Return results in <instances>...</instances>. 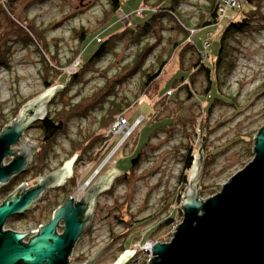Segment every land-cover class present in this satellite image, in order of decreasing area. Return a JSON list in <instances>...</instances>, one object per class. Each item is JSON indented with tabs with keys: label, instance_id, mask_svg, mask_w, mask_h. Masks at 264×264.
Returning <instances> with one entry per match:
<instances>
[{
	"label": "rangeland",
	"instance_id": "obj_1",
	"mask_svg": "<svg viewBox=\"0 0 264 264\" xmlns=\"http://www.w3.org/2000/svg\"><path fill=\"white\" fill-rule=\"evenodd\" d=\"M110 1L16 0L12 10L7 0L3 2V13L0 11L1 49L7 60L6 64L4 59L2 63L0 55V135L24 105L47 91L46 82L54 81L52 89L65 86L70 77L66 87L48 104L47 116L64 115L65 110L78 103L84 104L91 98L101 100L105 94L103 105L99 103L90 108L86 117L68 121L66 134L56 138L43 172L48 176L59 171L77 155L72 176L76 200L101 176L115 169L121 172L110 190L98 197L91 226L77 242L70 264H87L108 244L92 264H115L138 242L172 241L175 226L183 221L181 202L189 186L191 170L184 169L186 156L190 153L194 163V156L202 146V143L198 146L202 120L205 159L199 197L203 200L219 193L223 185L253 160L254 138L264 127V21L260 15L254 16L249 31L227 40L228 62L219 76L211 72L215 83L210 89L206 72L193 70L200 58L199 52L204 63L214 67L210 64L217 58L222 33L231 22L241 19L242 10L248 11L247 0H235L238 6L228 10L225 19L211 29L201 26L211 19L212 9L219 0H126L115 25L94 37L104 42L114 35H122L115 36L108 54L101 60L80 67L75 60L79 56L80 34L83 30L92 32L100 28L110 15ZM172 6L181 22L166 14L157 17L154 28L141 38L128 30L143 23L149 9L158 10L162 15L159 9ZM145 9V15L138 14ZM260 14L264 15V1H261ZM28 24L46 38L49 59L59 60V66L54 63L48 66L44 61L50 60L41 56L40 46L19 34L20 28L30 31ZM188 38L195 47L186 46ZM206 39L211 41L206 50L209 60L204 56ZM95 43L84 51L83 62L97 50ZM148 45L154 46L153 51L144 60L143 68L133 74L138 64L136 56ZM160 68V76L146 89V75ZM75 75L79 76L77 82H74ZM116 105L123 107L117 117L128 118L130 124L141 120V124L111 157L121 137L109 142L106 137L98 136L105 132L101 130V119ZM42 136L37 125L27 131L32 142L40 143ZM73 141L79 144L78 151H73ZM80 154L83 161L79 162ZM138 155L141 156L139 165L129 173L128 179L123 178L132 159ZM11 160L6 159L5 164ZM36 161L31 163L21 182L34 185L36 178L43 176L34 173ZM91 178L92 182L87 185ZM56 194L55 191L48 193L26 221L10 219L6 229L31 232L39 223H47L52 210L67 196L55 199ZM6 195L0 196V205ZM170 219L173 220L166 223ZM145 262V255L138 251L128 264Z\"/></svg>",
	"mask_w": 264,
	"mask_h": 264
},
{
	"label": "water",
	"instance_id": "obj_2",
	"mask_svg": "<svg viewBox=\"0 0 264 264\" xmlns=\"http://www.w3.org/2000/svg\"><path fill=\"white\" fill-rule=\"evenodd\" d=\"M66 85L48 89L24 105L18 117L4 127L0 135V188L26 172L34 161L39 143L30 141L27 131L47 117L48 104ZM202 128L203 120L198 143L202 146L194 156L189 186L181 202L183 221L170 243H157L152 248L148 264H264V127L254 138L253 160L207 200L199 197L205 159ZM76 157L61 170L38 178L35 187L25 190L23 185L0 205V264H70L77 242L91 226L98 197L110 190L121 175L119 170L101 176L80 200L69 197L28 242H24L27 234L4 228L9 218L25 214L47 191L63 186L73 176ZM11 158L4 165V160ZM103 249L87 264H92ZM135 253L125 252L115 264H128Z\"/></svg>",
	"mask_w": 264,
	"mask_h": 264
},
{
	"label": "trees",
	"instance_id": "obj_3",
	"mask_svg": "<svg viewBox=\"0 0 264 264\" xmlns=\"http://www.w3.org/2000/svg\"><path fill=\"white\" fill-rule=\"evenodd\" d=\"M125 1L126 0H111L110 1V4H111L110 15L107 16V19L101 24L100 28H98L97 30L92 31V32L85 31V30H83L81 32L80 37H79V40H80V50H79V54H78L79 56H77V58L75 59L76 61H79L80 67H83L85 65H91L95 61L101 60L104 56H106L108 54V52H109V50H110V48L114 42V39L116 37L122 35V33L117 35V36L114 35L110 39H108L104 42L101 38H98L99 41H96V38L94 37L98 34L102 35V34L106 33L109 30V28L112 27V25H115V23L117 22L118 16L121 14L122 5ZM221 1L222 0H219L218 3L213 7L212 13H211V19L209 21H206L205 23H203L201 28L203 27L205 29H211V28L216 27L217 23L219 22L218 7H219V4H221ZM261 1H264V0H247L245 5L248 7V11L242 10L243 16L241 17V19L238 21H235V22H231L226 27V29L224 30V32L222 33V36H221L217 58L215 61L213 59L211 61L212 63L210 64V65H214V67H212V68L208 67L204 63L205 61L203 60L202 52L198 53L200 58L194 64L193 70L206 72L208 80H209V84H210L208 87L209 89L212 87V84L215 83L212 81L211 72L216 73L219 76L223 65L228 62L226 59V57H227V52H226L227 40L235 34H241V33H245L247 31H249L252 27L253 19L256 16L260 15L261 20L264 21V15L260 14L261 13ZM15 2H16V0H8V5L12 10H13V6H14ZM167 10H169V11L167 12ZM0 11H1V13H3V4H1V2H0ZM143 11H144V13H142L141 16L145 15L147 12L149 13V16L147 17V19H145L143 23L138 24L136 28H129L128 29L129 31H132L134 34H137L139 38H141L142 35L144 36L145 34L149 33L154 28L153 22L156 21L157 17L162 18V17L166 16V14H168L171 18H175L177 23H179V21H180V19L178 17V13L176 11V8L174 6L168 8V9L167 8L159 9V11L163 12L162 15H160L158 13V10H155L153 8L149 9V11H147V12H146V9ZM28 27L30 29V31H29L30 33L26 32L25 30L20 28V29H18V31L20 32L19 34H21V36L28 42H36L40 46L39 50L41 52V56H46L49 59L50 51L48 50V43L46 41V38H44L41 35V32H39L31 24L30 25L28 24ZM1 37L2 36H0V55H1L2 63H3V59H4V64H6V62H7L6 56L3 55V50L1 49V47H3V39ZM138 37H137V39H138L137 41L140 42V39ZM190 40H189V38L187 39V42H186L187 45L186 46L187 47H189V46L195 47L194 44L192 43V41H190ZM93 42L94 43L96 42L95 44L98 45V48L91 55V57L89 58L88 61L83 62L81 60L83 58L82 55L84 54V51H86L88 49L89 45L92 44ZM81 47H82V50H81ZM153 48H154L153 45H148L136 56L135 63H138V64L136 65V67L133 68V70H132L133 74L137 73L139 70H141L143 68L144 60H146L148 58V56L153 51ZM55 59L52 57L53 61L49 59L50 61H48V62L44 61V62H46V64L48 66L51 63L52 64L54 63V65L58 64V66H59L60 61L57 59L55 60ZM209 59H210V57H208V60ZM161 66H164L163 63L161 64ZM161 68L158 72L146 75L147 80H146V83L144 84V87L146 89L154 82V80H156L160 76ZM74 78H75L74 82H77L79 80L78 75H75ZM53 83H54V81L53 82H46L45 90L50 89L52 87ZM209 89H208V91H209ZM66 91H69V89H67ZM104 96H105V94L103 95V97H101V100L96 99L94 101V98H91V99H88V102H86L84 104L78 103L77 105L73 106L69 111L65 110L64 115H63V113H59L55 117L48 115L43 121H39L35 124L41 129L42 135H43L42 139L40 141V148L38 149V157H37V161L35 162V166H34L35 169H33V170H35L34 173L36 176L43 174L44 168L47 165V163H46L47 159L49 158V155L52 151L53 144H54L56 138L60 134H66L68 121H70L71 118L73 119V118L86 117L89 114V111H91L90 108L94 109L96 107V104H99V103L103 105V103H104L103 98H105ZM119 107H120V105H116L115 108L110 109L108 111L107 115L101 119V123H100L101 130L105 131V132H104V134L103 133L100 134L98 137L105 139L106 132L111 128V126L115 122L116 118H118L117 116L123 110V107H121V108H119ZM72 144L74 147L73 151H78L79 149L76 148V146H79V144L75 143V141H73ZM76 149H78V150H76ZM79 157L80 158L78 161L79 162L83 161V156L81 154L79 155ZM140 160H141L140 155H138L137 159H135V160L132 159L129 171L126 173H123L124 175H122V177L128 179V177L130 176L129 173H131L135 170V168L139 165ZM192 163H193L192 155H190V153H189L186 156L184 169L185 170H191ZM113 190H114V188H113ZM113 190L111 191V193L113 192ZM0 196H3V189H0ZM171 220H173V219H170L166 223H169ZM128 232H130V230H128L127 233Z\"/></svg>",
	"mask_w": 264,
	"mask_h": 264
},
{
	"label": "built area",
	"instance_id": "obj_4",
	"mask_svg": "<svg viewBox=\"0 0 264 264\" xmlns=\"http://www.w3.org/2000/svg\"><path fill=\"white\" fill-rule=\"evenodd\" d=\"M1 4L3 2H7V0H0ZM238 6V3L235 0H222L221 4L218 7V15L220 22L225 19L227 11L230 9H235ZM139 15H142V11H138ZM211 44L210 39H206L203 41V48L205 51L204 56L205 60H208V54L206 50H208L209 46ZM141 120H136L134 123L130 124V121L128 118L125 117H118L115 121V123L111 126V128L106 132V138L109 139V142L114 139L115 137L120 136V142L118 141V144H116L115 148L111 152V157L114 155L115 151H117L121 146L124 145V143L132 136V134L135 132V130L140 126ZM99 172V171H98ZM98 172L96 174H98ZM93 178H91L87 185H89L92 182ZM86 187V186H85ZM82 188L83 190L85 189ZM181 211L184 215V210L181 208ZM177 226L174 228V234L176 231ZM173 234V237H174ZM157 244L156 241L148 240L146 243L138 242L134 244L133 248L130 251L126 252H136L133 256L135 257L138 251L143 253L146 258V264L150 262L152 259V248Z\"/></svg>",
	"mask_w": 264,
	"mask_h": 264
},
{
	"label": "flooded vegetation",
	"instance_id": "obj_5",
	"mask_svg": "<svg viewBox=\"0 0 264 264\" xmlns=\"http://www.w3.org/2000/svg\"><path fill=\"white\" fill-rule=\"evenodd\" d=\"M39 148H40V143H39ZM37 151H38V150H37ZM37 151L35 152V153H37V154H36V157H35L34 160H37V157H38V152H37ZM11 159H12V158H11ZM10 162H11V161H10ZM10 162H9V163H10ZM3 163H4V165H8V164H5V160H4ZM30 169H31V164L29 165V167H28V169L26 170V172L29 171ZM26 172H24V173H26ZM24 173H22V174H20V175H18V176H16V177H14V178H12V179L10 180V182H9L6 186H4L3 188H0V189H3V195L7 194V195H6V198H5L4 201H3V203L7 200V198H8L10 195H12V194L15 193L16 191H18L20 188H22L23 185H26V189H25V190H28V189H30V188H32V187H35V186L37 185L38 177L36 178V182L34 183V185H29L28 183L21 182V179H22ZM32 173H33V172H32ZM50 174H51V173H50ZM40 176H41V175H40ZM44 176H45V175L43 174L42 177H44ZM45 177H47V176H45ZM73 177H74V175H73ZM73 177L67 179L66 182H65V184H64L63 186H61V187H57V188H54V189H51V190L47 191L46 194L44 195L43 199L40 200V201H45L46 198H47V196H48V193H50L51 191H55V192L57 193V194H56L57 196H55V199H58L61 195H65V194H67V196H65L64 200H63L58 206H56V207L52 210V212L50 213V216H49V220L51 219L52 214H53V212L57 209V207L63 205V203H64L69 197L73 196V197L75 198V196L73 195V193H74V191H73L74 188H73V187H75V184L73 183V182H74V181H73ZM39 178H41V177H39ZM40 201H39V202H40ZM48 201H50V200H48ZM56 201H57V200H56ZM39 202H38V203L34 206V208H32L30 211L26 212V213L23 214V215L13 216V217L9 218L8 221H9L10 219H12V218H14V219H20V220H24V221H26V220L28 219L29 214L31 213V211H33L35 208H37ZM95 210H96V209H95ZM94 213H95V212H94ZM93 217H94V216H93ZM49 220H48V221H49ZM8 221H7V222H8ZM7 222H6V223H7ZM45 224H46V223H45ZM43 225H44L43 223H39L38 228H37L36 230H34V231H31V232H19V231L13 230V229H9V230H12V231H15V232H19V233H25V234H27V238L24 239V242L26 243V242H28V240H29L31 237H33L34 235H36V234L39 232L40 227L43 226ZM60 225L62 226V225H63V222H61ZM4 230H5V231L7 230V229H6V225H5ZM61 230H62V229H61ZM58 232L61 233V232H60V228H58Z\"/></svg>",
	"mask_w": 264,
	"mask_h": 264
},
{
	"label": "bare ground",
	"instance_id": "obj_6",
	"mask_svg": "<svg viewBox=\"0 0 264 264\" xmlns=\"http://www.w3.org/2000/svg\"><path fill=\"white\" fill-rule=\"evenodd\" d=\"M97 172H98V171H97ZM97 172H96V173H97Z\"/></svg>",
	"mask_w": 264,
	"mask_h": 264
}]
</instances>
